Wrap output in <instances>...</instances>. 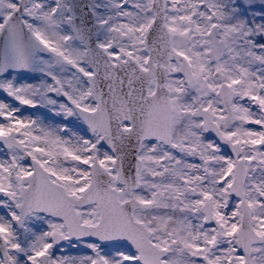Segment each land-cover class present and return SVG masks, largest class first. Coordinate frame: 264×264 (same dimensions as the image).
I'll return each instance as SVG.
<instances>
[{
    "label": "snow or ice",
    "instance_id": "obj_1",
    "mask_svg": "<svg viewBox=\"0 0 264 264\" xmlns=\"http://www.w3.org/2000/svg\"><path fill=\"white\" fill-rule=\"evenodd\" d=\"M0 264H264V0H0Z\"/></svg>",
    "mask_w": 264,
    "mask_h": 264
}]
</instances>
